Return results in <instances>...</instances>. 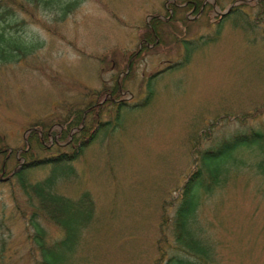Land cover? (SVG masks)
<instances>
[{
	"label": "rangeland",
	"instance_id": "374dc122",
	"mask_svg": "<svg viewBox=\"0 0 264 264\" xmlns=\"http://www.w3.org/2000/svg\"><path fill=\"white\" fill-rule=\"evenodd\" d=\"M172 1L79 0L62 20L25 5L32 15L19 33L33 50L18 61L0 64V135L9 149H17L19 160L8 163L11 170L23 161L19 153L29 146L30 125L54 122L51 128H59L64 115L91 99L85 97L89 89L113 84L117 74L120 79L128 54L140 44L144 22L155 14L167 16ZM204 3H212L213 9H187L186 16L197 22L185 32L173 19L176 29L189 38L213 33L217 16L231 4L220 10L215 0ZM245 10L250 22L264 23V18L257 19L256 7ZM260 24L249 31L225 21L217 43L195 49L188 63L153 79L151 101L125 111L121 126L94 142L73 162L75 171L58 180V193L77 200L87 191L95 203L75 256L65 264H165L171 252L157 262L158 246L174 243L171 203L195 167L196 141L201 148L210 144L205 138L213 122L211 136L239 127L233 117L222 121L224 114L242 115L264 104ZM168 36L164 45L146 51L133 64L124 86L127 101L143 99L150 75L182 57V46ZM198 134L203 137L194 140ZM239 158L254 167L259 156L245 150ZM47 172L48 167L32 170L30 180L43 179ZM5 178L0 176V264H35L39 253L29 239L33 228L15 212L11 191L27 212L26 195ZM164 211L168 225L163 236L159 225ZM41 224L48 241L62 237L59 226ZM196 225V234L212 247L209 264H264V178L243 167L230 183L202 200Z\"/></svg>",
	"mask_w": 264,
	"mask_h": 264
},
{
	"label": "trees",
	"instance_id": "16d2710c",
	"mask_svg": "<svg viewBox=\"0 0 264 264\" xmlns=\"http://www.w3.org/2000/svg\"><path fill=\"white\" fill-rule=\"evenodd\" d=\"M78 1L0 0V64L18 61L33 50V44H29L19 33L28 20L27 15L30 18L32 15L28 7H25L26 4L32 5L41 13L45 11L51 13L57 20H62L75 9ZM227 4L233 6L224 16H217L219 19L215 22L214 32L209 35H199L197 38H189L184 32L176 29L173 19L180 21L186 32L197 21L189 19L184 12L193 7L196 12L211 11L212 3H204V0H175L169 4L172 11L167 12V16L162 17L157 14L151 16L144 22L139 46L127 56L122 77L118 79L117 74L113 84H104L100 89H89L85 97L91 99L83 106H78L64 115L59 120V128H51L54 122L49 125L43 122L31 124L32 129L26 135L29 146L25 145L23 151L19 153L23 161L13 170L10 168L13 165L8 163L12 160L19 161L15 155L17 149H9L0 135V176L9 177L7 181L10 183L15 181L16 184H13L26 195V206H29L27 212L15 192L11 191L15 212L20 219H26V223L33 228L29 239L34 244L35 253L36 251L39 253L35 264L67 263L75 256L82 227L93 219L95 203L87 191H84L77 200H71L55 189L58 180L64 177L66 171H75L73 162L77 161L99 138H107L120 127L125 111L139 109L151 101L154 95V90L150 86L153 79L167 70L188 63L198 48L217 43L225 21H230L233 27L252 31L257 27L256 23L260 24V22L258 20L256 23L250 22L247 17L249 13L245 8L256 7L257 19L264 18V0L249 2L215 0V6L220 10L225 9ZM260 25L264 28V23ZM177 30L181 33L180 37L177 35L179 34ZM168 35H173L170 38L173 43L182 46V57L150 75L149 81L146 82V96L143 99L127 101V95L124 94L127 89L124 86L133 64L146 51L164 45ZM262 36L264 39V30ZM221 117L222 121L228 122L230 117H233L239 127L228 134L211 136L209 130L216 124L213 122L205 138L210 144L201 148L199 141H196L193 147L195 167L177 187L178 195L171 203L173 214L170 218V233L174 243H167L166 248L161 247L162 245L158 246L161 257L157 262H161L166 253L171 252L165 264H209L213 254L212 247L207 239L200 238V235L196 234L200 229L196 225V213L202 200L230 183L243 167L254 168L264 178V104L242 115L224 114ZM248 120L252 121L250 125ZM52 137L55 138L54 141H50ZM200 137L203 135L198 134L194 140H199ZM245 150L258 154L259 159L252 163L254 167L239 158V154H243ZM43 167H48L47 175L40 180H30L31 171ZM161 218L159 230L164 236L165 227L168 225L165 211ZM42 220L59 226L63 231L62 237L48 241L46 231L41 224ZM29 254L28 257H34L33 252Z\"/></svg>",
	"mask_w": 264,
	"mask_h": 264
},
{
	"label": "water",
	"instance_id": "95a60500",
	"mask_svg": "<svg viewBox=\"0 0 264 264\" xmlns=\"http://www.w3.org/2000/svg\"><path fill=\"white\" fill-rule=\"evenodd\" d=\"M232 6H233V4L230 5L226 11H224V12H220V13H219V14H220V17H222V16H224L226 13H228V12L230 11V9L232 8ZM217 13H218V12H217ZM30 130H31V128L27 129V131H30ZM27 131H26V132H27ZM7 178H9V177H7ZM7 178H6V179H7Z\"/></svg>",
	"mask_w": 264,
	"mask_h": 264
},
{
	"label": "flooded vegetation",
	"instance_id": "af4514ba",
	"mask_svg": "<svg viewBox=\"0 0 264 264\" xmlns=\"http://www.w3.org/2000/svg\"><path fill=\"white\" fill-rule=\"evenodd\" d=\"M12 173H13V171H12Z\"/></svg>",
	"mask_w": 264,
	"mask_h": 264
}]
</instances>
